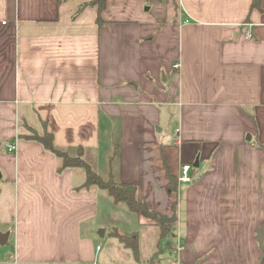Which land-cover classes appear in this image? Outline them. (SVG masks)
I'll return each mask as SVG.
<instances>
[{
	"label": "crops",
	"instance_id": "crops-1",
	"mask_svg": "<svg viewBox=\"0 0 264 264\" xmlns=\"http://www.w3.org/2000/svg\"><path fill=\"white\" fill-rule=\"evenodd\" d=\"M89 1L0 0V195L14 200L0 264L146 263L157 249L156 225L81 187L85 171L59 169L28 127L84 148L103 179L137 182L150 208L176 203L158 264H264V0H105L101 25L97 6L78 11ZM165 163L195 180L170 193ZM112 229L137 233V256Z\"/></svg>",
	"mask_w": 264,
	"mask_h": 264
},
{
	"label": "trees",
	"instance_id": "trees-1",
	"mask_svg": "<svg viewBox=\"0 0 264 264\" xmlns=\"http://www.w3.org/2000/svg\"><path fill=\"white\" fill-rule=\"evenodd\" d=\"M262 0H251L250 8L258 9L262 11ZM86 5L97 6L98 16L97 22L99 25L103 23L100 13L105 7V0H91L87 3L80 5L78 11ZM31 131L28 135H25L28 139H33L42 144V146L52 152L56 157L60 159L61 165L59 169L66 167H80L85 171V182L81 187L90 188L95 186L99 189L107 191L108 195L111 197L113 203H124L127 208L134 214L143 216L147 218L150 222L156 225L159 229V239L157 243V249L153 253L150 260L146 263H141L139 261L133 264H158L160 263L159 254L162 251L160 242L168 234L172 233L173 224L176 221V203L173 202V214L167 215L158 212L155 209L150 208L145 201L139 196L138 183H124L117 182L112 178L108 180L103 179L92 166L84 159L83 153L84 148L77 147L75 154L71 155L68 151L57 148L53 143V134L44 129L42 134L36 132L33 128L28 127ZM260 147L264 148V144H259ZM165 162V160H164ZM168 184L167 189L170 193L175 192L177 189L176 177L170 172L168 165L165 163ZM111 234L116 237L126 248H129L134 256L138 254V238L137 233L132 232L130 235L121 234L116 229H112Z\"/></svg>",
	"mask_w": 264,
	"mask_h": 264
},
{
	"label": "rangeland",
	"instance_id": "rangeland-1",
	"mask_svg": "<svg viewBox=\"0 0 264 264\" xmlns=\"http://www.w3.org/2000/svg\"><path fill=\"white\" fill-rule=\"evenodd\" d=\"M174 68H176V67H174ZM164 117H166V116H164ZM157 129L158 130L160 129L159 133L161 136L172 137L175 133V115L173 114V115L169 116V118H168V120H166V122L162 121V123L158 126ZM106 142L107 141H105V140L101 141V152H100V154L98 153V159L96 161L99 164L98 167H100V169H102V171L104 170L105 167L108 168V162H107L108 156L105 158L106 164H104V162L102 161V158L104 159V156L109 151V149H107L105 146ZM110 151H113V149L110 148ZM109 154L111 155V152ZM90 162L92 163L91 165H93L92 167L96 168L95 162H93L92 160ZM104 179L108 180L107 178H104ZM12 196H13V193H12V191H10L9 188L3 189V195H2V193L0 195V233H5L4 229L8 228V227H11L12 232H13V224H11V221H13V218H12L13 212H12L11 208L13 206L14 200H13ZM121 205L125 206L123 203H121ZM122 206H120V207H122ZM114 216L116 218H119L118 223H121L120 221H122V222L126 221L123 215L121 216L120 214H117V216H116V214L114 213ZM129 220L132 221V219H130V218H129ZM125 224H127V222H125ZM105 228L108 229V226L107 225L100 226V227H98V230L105 229ZM11 235H12V233H11ZM106 240L107 239L105 237V239H101L99 241L103 247H107L106 246ZM12 253H13L12 252V236H10L9 240L6 241L4 244L0 243V256L2 255V257H4L5 255H9Z\"/></svg>",
	"mask_w": 264,
	"mask_h": 264
},
{
	"label": "built area",
	"instance_id": "built-area-1",
	"mask_svg": "<svg viewBox=\"0 0 264 264\" xmlns=\"http://www.w3.org/2000/svg\"><path fill=\"white\" fill-rule=\"evenodd\" d=\"M251 36V32H246V37ZM180 66L179 63L174 64V67L178 68ZM7 151L11 152L14 151L15 146L14 144H8L6 147ZM192 170H193V166L191 164H182L180 167V172L177 175V185L178 188L181 184L183 183H188V182H192L193 180H195V176L192 174ZM178 250L180 249V246H177Z\"/></svg>",
	"mask_w": 264,
	"mask_h": 264
},
{
	"label": "water",
	"instance_id": "water-1",
	"mask_svg": "<svg viewBox=\"0 0 264 264\" xmlns=\"http://www.w3.org/2000/svg\"><path fill=\"white\" fill-rule=\"evenodd\" d=\"M250 137L248 136L247 139H249ZM195 165H197V162L195 163ZM98 234L100 236H102L104 234V229L99 230ZM8 234L7 233H0V243L4 244L7 240ZM255 240L258 242L259 246L262 247L263 246V241H264V226H260L259 228H257L256 230V236H255Z\"/></svg>",
	"mask_w": 264,
	"mask_h": 264
}]
</instances>
